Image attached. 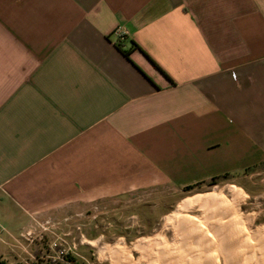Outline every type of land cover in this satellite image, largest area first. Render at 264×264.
I'll use <instances>...</instances> for the list:
<instances>
[{
	"label": "crops",
	"instance_id": "0c3cea01",
	"mask_svg": "<svg viewBox=\"0 0 264 264\" xmlns=\"http://www.w3.org/2000/svg\"><path fill=\"white\" fill-rule=\"evenodd\" d=\"M261 164L264 0H0V240Z\"/></svg>",
	"mask_w": 264,
	"mask_h": 264
},
{
	"label": "rangeland",
	"instance_id": "374dc122",
	"mask_svg": "<svg viewBox=\"0 0 264 264\" xmlns=\"http://www.w3.org/2000/svg\"><path fill=\"white\" fill-rule=\"evenodd\" d=\"M237 192L244 198L240 215L250 218L245 227L254 239L255 231L264 227V164L244 173H234V177L209 180L189 191L125 197L83 211L68 212L62 221L58 216H51L35 222L21 237L11 238L3 232L0 264H167L173 261V264L179 261V264H196V257L208 252L197 246V234L186 241L169 219L180 212L187 200L213 194L225 196L232 203ZM180 214L190 216L195 226L206 227L198 204L181 210ZM0 222L7 228L6 222L1 219Z\"/></svg>",
	"mask_w": 264,
	"mask_h": 264
},
{
	"label": "bare ground",
	"instance_id": "6f19581e",
	"mask_svg": "<svg viewBox=\"0 0 264 264\" xmlns=\"http://www.w3.org/2000/svg\"><path fill=\"white\" fill-rule=\"evenodd\" d=\"M243 201L244 198L238 192L232 203L225 196L213 194L187 200L180 212L198 204L204 213L205 228L202 225L195 226L196 222L190 216L181 217L179 211L169 219L175 231H181V236L186 241L197 234V246H201L203 252H208L200 253L196 257V264H264V227L255 231L254 239L249 236L245 223L250 218L245 219L240 215Z\"/></svg>",
	"mask_w": 264,
	"mask_h": 264
},
{
	"label": "built area",
	"instance_id": "2783aa9c",
	"mask_svg": "<svg viewBox=\"0 0 264 264\" xmlns=\"http://www.w3.org/2000/svg\"><path fill=\"white\" fill-rule=\"evenodd\" d=\"M115 33L120 39H124L127 36V34H128V32L126 30L122 29V28L116 29ZM3 229H4L3 225L0 223V234L3 231ZM62 255H64V253H62Z\"/></svg>",
	"mask_w": 264,
	"mask_h": 264
},
{
	"label": "trees",
	"instance_id": "16d2710c",
	"mask_svg": "<svg viewBox=\"0 0 264 264\" xmlns=\"http://www.w3.org/2000/svg\"><path fill=\"white\" fill-rule=\"evenodd\" d=\"M193 188H194V186H191V187H187L185 190L189 191V190H192Z\"/></svg>",
	"mask_w": 264,
	"mask_h": 264
}]
</instances>
